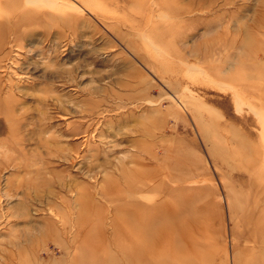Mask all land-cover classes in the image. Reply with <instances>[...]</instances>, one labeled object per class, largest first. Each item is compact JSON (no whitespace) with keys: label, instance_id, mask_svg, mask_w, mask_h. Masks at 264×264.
<instances>
[{"label":"rangeland","instance_id":"obj_1","mask_svg":"<svg viewBox=\"0 0 264 264\" xmlns=\"http://www.w3.org/2000/svg\"><path fill=\"white\" fill-rule=\"evenodd\" d=\"M158 183L172 264H264V0H0V264H99Z\"/></svg>","mask_w":264,"mask_h":264},{"label":"bare ground","instance_id":"obj_2","mask_svg":"<svg viewBox=\"0 0 264 264\" xmlns=\"http://www.w3.org/2000/svg\"><path fill=\"white\" fill-rule=\"evenodd\" d=\"M12 112L13 109L11 105H7L5 114H11ZM152 178L153 175L145 178L143 177L141 183L148 186L146 181ZM158 185L159 183L154 187L153 191H150V195L147 196L148 198L145 201L136 202L132 200L127 201L126 199V203L120 207V212L124 213L125 217L118 218L114 221L115 235L112 241V250L118 251L117 253L121 252L122 256H125L126 264H153V261H156L154 264H172L171 262H173L176 257H179V255L176 254L178 252L177 243L180 239L182 240L185 235V231L183 232L184 235L178 234L179 225H181L179 224V220L183 222V227L181 228V230H183V228H185L184 226L188 225V220L191 216V199L188 198V200L186 196L182 197V195H184L183 193L177 194L173 191L171 195L174 198L177 197L175 202H158L156 200V198L160 196ZM109 188H111L110 185L104 190V196L118 199L120 197V192L114 189L109 190ZM140 192L141 190L135 186L127 188L128 196H133ZM165 198L166 196L164 199ZM83 200L89 201L86 197ZM200 231L202 230L200 229ZM191 232L193 233V231ZM195 233L197 234V231ZM199 234L201 235V233ZM190 246L192 245L190 244ZM107 248L104 250L106 256L99 264H108L106 257H110L109 264H116V256L111 254V249ZM183 259L186 260V256Z\"/></svg>","mask_w":264,"mask_h":264}]
</instances>
